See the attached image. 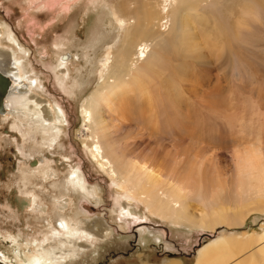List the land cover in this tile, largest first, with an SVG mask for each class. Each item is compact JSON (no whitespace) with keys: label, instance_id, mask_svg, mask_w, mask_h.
<instances>
[{"label":"rangeland","instance_id":"374dc122","mask_svg":"<svg viewBox=\"0 0 264 264\" xmlns=\"http://www.w3.org/2000/svg\"><path fill=\"white\" fill-rule=\"evenodd\" d=\"M41 1L0 0V49L11 52L6 32L12 31L27 50L20 64L22 79L33 84L28 95L44 106L56 104L64 120L60 134L47 145L42 129L28 127L27 116L17 119L13 106L8 108L12 115L0 113V264H22L15 256L22 254L19 243L31 247L46 239L45 228L52 220L68 217L102 221L109 228L104 236L87 241L84 251L66 264H193L196 250L222 230L261 235L260 213L241 225H220L212 233L172 225L154 210L146 211L140 200L96 166L83 139L88 128L93 137L99 135L93 121L83 120L81 106L98 85L106 51L112 47L113 54L124 35L111 16L116 0H69L68 10ZM194 8L193 32H182L183 44L181 32L163 28L152 43L165 63L158 82L145 86L151 93L140 96L129 87L120 91L109 111L103 106L100 111L115 124L130 125L124 136L142 142L132 151L149 157L153 170L177 172L183 164L172 158L174 153L184 157L192 151L190 140H195L192 149L205 147L206 155L219 154L216 162L227 183L233 150L264 140V0H199ZM63 54L71 59L62 80L54 64ZM165 86L170 94L163 100ZM170 107L171 120L166 117ZM71 171L97 188L99 203L86 199L78 185L69 182ZM30 195L32 207L26 208L23 202ZM259 255L264 256L256 252V258Z\"/></svg>","mask_w":264,"mask_h":264},{"label":"bare ground","instance_id":"6f19581e","mask_svg":"<svg viewBox=\"0 0 264 264\" xmlns=\"http://www.w3.org/2000/svg\"><path fill=\"white\" fill-rule=\"evenodd\" d=\"M198 1L116 0V10L111 11V16L123 27L124 35L113 54L112 47L106 51L100 64L98 85L83 100L81 114L86 124L94 122L100 137H93L88 128L83 146L89 151L96 166L112 178L115 185L140 200L146 211L154 210L155 214L172 225L212 233L220 225L233 227L241 225L253 213L264 214V140L248 143L237 151L232 149V161L227 170L230 172V179L227 183L217 165L219 160L216 162L219 154L211 151L206 155L209 151L205 147L197 149L196 146L192 149L197 141L190 139L192 151L184 157L180 151L173 150L175 153L172 158L182 162V170L175 168V173L162 174L148 166L146 160L149 157L145 159L133 153L132 148L142 142H134L127 135L124 136L130 125L123 122L115 124L114 119L105 117L100 111V106L109 111L114 100L120 97V91L129 87L135 89L140 96L149 94L150 91L145 86L158 82L156 77L163 73L165 63L152 49V43L160 38V28H163L169 32H181L179 42L180 45L183 44L186 39L184 34L187 36L186 32H193L190 20L195 14L194 6ZM41 2L59 3L63 10H68L69 6V0ZM190 11L193 15L189 14ZM2 32L0 26V35ZM6 39L10 43L11 52L0 49V113L4 117L12 115V110L8 108L9 105L13 106L18 111L17 119L21 121L27 116L24 119L28 127L42 129L47 135L44 142L48 145L60 134L64 120L62 110L56 104L44 106L37 98L28 95L32 82L22 79L23 68L20 64L22 54L27 50L12 31L6 32ZM55 46L58 44L55 43ZM70 59L66 54L56 58L54 68L62 80L66 78H63V74L68 70L66 65ZM236 65L237 63L235 68H238ZM169 94L170 91L165 86L161 99L166 100ZM151 97L154 98L152 95ZM171 107L166 110L169 120L173 118ZM126 112L128 114L129 111ZM69 182L78 185L86 199L99 203L97 188L86 184L82 174L71 171ZM32 203L30 195L23 206L30 208ZM81 206L85 208L84 212L91 211L85 203ZM130 221L134 223V220ZM108 228L102 221L88 223L84 219L71 217L52 220L45 228L46 239L33 242L29 248L28 243L20 242L18 247L22 249V254L18 257L15 253V256L22 264H66L79 251H84L87 241L96 235L104 236L103 233ZM222 231L196 250L193 264H263L260 260L264 256L256 258V252L264 254V230L261 235L255 236L227 234ZM255 238L257 241L252 242ZM169 264H177V261Z\"/></svg>","mask_w":264,"mask_h":264}]
</instances>
